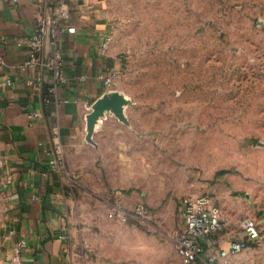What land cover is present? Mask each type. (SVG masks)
I'll return each instance as SVG.
<instances>
[{
  "label": "rangeland",
  "instance_id": "1",
  "mask_svg": "<svg viewBox=\"0 0 264 264\" xmlns=\"http://www.w3.org/2000/svg\"><path fill=\"white\" fill-rule=\"evenodd\" d=\"M107 4L135 162L101 165L104 183L143 195L154 217L109 219L106 198L87 192L75 264H184L173 234L184 195L264 202V0Z\"/></svg>",
  "mask_w": 264,
  "mask_h": 264
},
{
  "label": "crops",
  "instance_id": "2",
  "mask_svg": "<svg viewBox=\"0 0 264 264\" xmlns=\"http://www.w3.org/2000/svg\"><path fill=\"white\" fill-rule=\"evenodd\" d=\"M67 1L69 24L77 32L60 34L67 81L50 95L53 79L49 72L24 66L30 53L28 39L41 10L38 0H0V264H15L14 247L21 240L25 241L22 264H75V232L91 211L86 193L103 196L110 205L122 201L126 208L134 207L143 196L127 197L107 189L101 166L135 162L131 154L135 145L127 141L133 127L107 114L94 133V143L86 140V115L107 91L101 76L114 70L120 73L123 65L113 45L108 54L102 53V43L113 30L107 0ZM46 4L51 12L57 0H46ZM29 79L39 83L29 86ZM34 112L40 115L33 116ZM55 126L64 160L53 168L45 149L52 144ZM200 193L209 192L200 189L192 194ZM211 195L222 207L224 227L203 241L204 259L231 241L244 240L249 247L235 256L236 261L264 264V236L250 239L241 226L250 217L264 230V202L257 207L232 198L221 204ZM173 209L177 211V206ZM178 214L174 244L184 221L180 201Z\"/></svg>",
  "mask_w": 264,
  "mask_h": 264
},
{
  "label": "built area",
  "instance_id": "3",
  "mask_svg": "<svg viewBox=\"0 0 264 264\" xmlns=\"http://www.w3.org/2000/svg\"><path fill=\"white\" fill-rule=\"evenodd\" d=\"M16 1V0H15ZM41 10L38 13L37 22L32 35L28 39L30 53L24 63L25 67H39L46 69L53 79V85L49 88L50 95L57 93L60 83L66 82L64 74V52L61 49L60 34L76 33L77 28L69 24L71 6L67 0H57V4L49 12L46 0H38ZM113 33L110 32L102 43V53L108 54L113 45ZM119 71L114 70L105 76H101L106 90H113ZM34 79L27 80L29 86L38 84ZM11 85L12 80L8 79ZM48 99V98H47ZM40 112H34L33 116H39ZM49 163L56 168L64 160V149L60 139L59 128H53L52 144L45 149ZM35 199H39L38 196ZM180 209L183 215V225L178 230L175 246L184 264H195L203 260L206 264H239L235 256L249 247L244 240L231 241L225 248L216 254L210 255L207 261L204 259L206 248L205 239L219 232L224 227L223 210L221 205L209 193L187 194L180 199ZM109 219L126 222L135 219L139 222L149 223L154 215L148 205L138 203L132 208H126L122 201L112 204L106 212ZM241 226L250 239H262L264 230L253 218H245ZM25 244L19 241L14 247L13 262L22 264L21 251Z\"/></svg>",
  "mask_w": 264,
  "mask_h": 264
},
{
  "label": "water",
  "instance_id": "4",
  "mask_svg": "<svg viewBox=\"0 0 264 264\" xmlns=\"http://www.w3.org/2000/svg\"><path fill=\"white\" fill-rule=\"evenodd\" d=\"M129 98L116 90H108L100 96L91 106V111L86 115L87 136L86 140L94 143V133L107 114L116 116L121 122L129 125V119L125 114V108L129 104ZM221 173H224L221 171Z\"/></svg>",
  "mask_w": 264,
  "mask_h": 264
}]
</instances>
